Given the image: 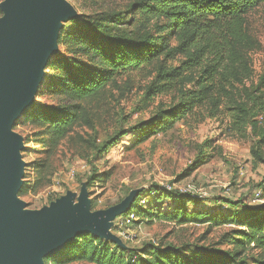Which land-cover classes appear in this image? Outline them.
<instances>
[{
    "label": "trees",
    "instance_id": "obj_1",
    "mask_svg": "<svg viewBox=\"0 0 264 264\" xmlns=\"http://www.w3.org/2000/svg\"><path fill=\"white\" fill-rule=\"evenodd\" d=\"M263 4L264 0H132L131 29L80 17L60 40L66 53L48 66L52 74L47 75L45 89L61 101L35 103L22 123L46 127L49 138L58 143L78 125L94 126L97 108L112 101L115 92L126 97L135 87L133 76L145 73L151 80L143 87L144 97L173 95L174 103L136 127L140 141L190 118L201 117L200 121L208 112L229 119L240 135L251 127L259 137L252 151L263 161L264 74L257 84L247 86L254 78L250 55L258 43L246 21V15ZM258 114L263 116L261 123L255 119ZM130 130H121L106 144L91 143L97 152L107 151ZM34 165L37 168H26L20 196L36 191L49 170L40 162ZM146 192L128 212L137 213L136 222L142 218L179 226L205 224L208 230L228 227L222 241L193 249L150 244L136 251L82 233L49 256L46 264H264V205L218 198L203 204L195 194L161 187ZM142 198H147L145 205ZM251 250L257 252L248 263L243 256Z\"/></svg>",
    "mask_w": 264,
    "mask_h": 264
},
{
    "label": "rangeland",
    "instance_id": "obj_2",
    "mask_svg": "<svg viewBox=\"0 0 264 264\" xmlns=\"http://www.w3.org/2000/svg\"><path fill=\"white\" fill-rule=\"evenodd\" d=\"M3 1L0 0V4ZM67 1L75 8L76 16L61 22L58 52L46 63L33 105L57 104L62 99L52 90L45 89L49 79L47 75L52 74L48 66L57 55L66 53L60 40L73 26L74 20L85 16L110 28L131 29L129 23L134 15L132 0ZM2 15L0 8V18ZM246 21L258 43L250 55L255 72L252 81L247 83L250 86L257 84L264 74V4L247 14ZM171 43L175 44L174 41ZM146 75L133 76L135 87L126 97L115 92L116 97L112 101L99 106L94 126L78 125L58 143L49 138L46 127L30 121L22 123L33 105L25 109L12 127L23 137L22 160L26 162V168H33L39 162L49 166V170L43 172L44 179L36 191L31 190L25 196H20L19 192L18 198L25 203V211L49 207L68 192L75 194L74 202L77 203L83 187L91 200V212L107 210L136 190H141V194L155 187H171L173 192L180 193L192 192L203 204L218 198L241 201L249 206L264 205V145L261 161L252 151L257 148L259 137L251 127L245 135H240L229 126V119L204 112L200 121L197 120L201 117H193L140 141L141 135L136 127L174 103L173 95H159L147 100L143 87L151 79ZM255 119L261 123L262 114ZM123 129L130 131L121 136L117 144L109 147L111 143H108L107 151L97 152L98 149L93 147V144H106ZM35 177L36 180L40 178L37 169ZM141 219L124 230L125 236H120L125 246L136 251L159 243H173L188 249L217 245L228 229L208 230L205 224L179 226L168 221ZM113 232L117 234L115 230ZM256 252L246 253L243 260L251 263ZM48 257L43 258L44 264Z\"/></svg>",
    "mask_w": 264,
    "mask_h": 264
},
{
    "label": "water",
    "instance_id": "obj_3",
    "mask_svg": "<svg viewBox=\"0 0 264 264\" xmlns=\"http://www.w3.org/2000/svg\"><path fill=\"white\" fill-rule=\"evenodd\" d=\"M0 264H44L82 233L125 246L113 232L118 216L128 213L141 190L107 210L91 212L83 187L37 211H25L18 198L26 162L23 137L12 127L35 101L48 59L58 52L61 22L76 16L67 0H5L0 4Z\"/></svg>",
    "mask_w": 264,
    "mask_h": 264
},
{
    "label": "built area",
    "instance_id": "obj_4",
    "mask_svg": "<svg viewBox=\"0 0 264 264\" xmlns=\"http://www.w3.org/2000/svg\"><path fill=\"white\" fill-rule=\"evenodd\" d=\"M166 190L172 191L173 189L171 187H168ZM189 193L193 194L192 192H189ZM146 200H147V198H142L141 204L145 205ZM131 210H133V208ZM137 219H138V215L135 211H132L129 214L126 213L124 215L118 216L115 219V222H114L115 224H114L113 230H115L117 232L119 237L125 236L124 230L133 226Z\"/></svg>",
    "mask_w": 264,
    "mask_h": 264
}]
</instances>
